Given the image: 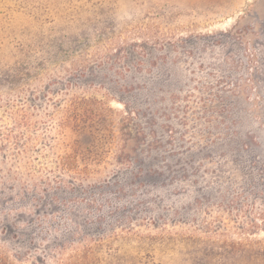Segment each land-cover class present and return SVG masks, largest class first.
<instances>
[{
    "label": "rangeland",
    "instance_id": "rangeland-1",
    "mask_svg": "<svg viewBox=\"0 0 264 264\" xmlns=\"http://www.w3.org/2000/svg\"><path fill=\"white\" fill-rule=\"evenodd\" d=\"M68 1L0 0V264H264V0Z\"/></svg>",
    "mask_w": 264,
    "mask_h": 264
},
{
    "label": "trees",
    "instance_id": "trees-1",
    "mask_svg": "<svg viewBox=\"0 0 264 264\" xmlns=\"http://www.w3.org/2000/svg\"><path fill=\"white\" fill-rule=\"evenodd\" d=\"M19 1V5L21 4V2H25L28 3L31 0H16V2ZM122 2V0H69L68 4H69V10L70 12H75L77 10H81L82 8H86L84 9L85 12H90L88 14H91L94 16H96L97 14H100L102 12H106V11H112L113 9H115L120 3ZM30 3V2H29ZM24 7H31L32 5L27 4V5H23ZM32 8V7H31ZM34 8V6H33ZM93 19V18H91ZM25 47V51L26 54H29V48L31 47L29 45V43H25L24 44ZM29 49V50H28Z\"/></svg>",
    "mask_w": 264,
    "mask_h": 264
}]
</instances>
